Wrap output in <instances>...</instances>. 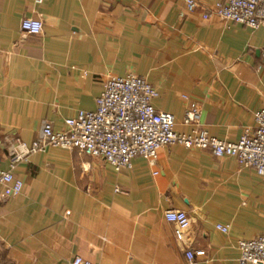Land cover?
Listing matches in <instances>:
<instances>
[{
	"label": "crops",
	"instance_id": "1",
	"mask_svg": "<svg viewBox=\"0 0 264 264\" xmlns=\"http://www.w3.org/2000/svg\"><path fill=\"white\" fill-rule=\"evenodd\" d=\"M226 0H0V173L15 140L29 145L93 111L104 82L133 74L159 93L155 110L174 131L204 129L237 142L264 108V23L221 20ZM204 15L208 17L203 18ZM24 19L42 23L38 35ZM195 122L184 124L189 104ZM21 194L0 199L2 264H239L240 240L264 232V178L235 158L179 145L130 170L76 150L48 148L14 170ZM166 210L190 226L177 242ZM216 226L227 227L223 233ZM186 250L203 252L193 262Z\"/></svg>",
	"mask_w": 264,
	"mask_h": 264
},
{
	"label": "built area",
	"instance_id": "2",
	"mask_svg": "<svg viewBox=\"0 0 264 264\" xmlns=\"http://www.w3.org/2000/svg\"><path fill=\"white\" fill-rule=\"evenodd\" d=\"M43 0H34L41 4ZM186 10L193 11L195 0H184ZM214 14L221 20L256 30L264 23V0H226L213 6ZM204 15L203 18H207ZM21 29L29 35H38L42 23L37 19H24ZM158 91L142 77L127 74L110 77L103 85L93 111H79L64 121L65 129L54 130L50 122H43L40 137L27 145L15 140L8 159V169L0 173V199L6 200L21 194L23 183L14 170L31 155L48 148L76 150L85 156L102 159L115 171L130 170L136 157H144L152 165L161 147L179 145L185 149L209 150L215 158L232 157L237 163L252 169L264 178V108L255 112V126L237 142H226L210 136L204 129L190 134L174 131L169 114L155 110L153 101ZM198 117L197 104L191 102L185 111L183 122L190 124ZM164 219L174 225L177 242H183L190 226L184 211L166 210ZM223 233L227 227L216 226ZM239 264H264V232L251 240H240ZM196 255L186 250L185 256L192 263ZM0 264H2L0 262ZM71 264H91L75 257Z\"/></svg>",
	"mask_w": 264,
	"mask_h": 264
}]
</instances>
